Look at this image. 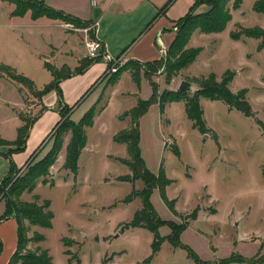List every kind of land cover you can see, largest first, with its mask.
Masks as SVG:
<instances>
[{
  "label": "rangeland",
  "instance_id": "rangeland-1",
  "mask_svg": "<svg viewBox=\"0 0 264 264\" xmlns=\"http://www.w3.org/2000/svg\"><path fill=\"white\" fill-rule=\"evenodd\" d=\"M3 1L0 0V75H7L4 65H10L18 73L33 78L38 86L53 81L51 71L42 60L59 69L62 61L71 59L65 53L70 40H67L68 44L65 42L64 29L59 26L50 28L47 24L33 26L26 17L13 16L16 6L13 0ZM77 1L62 0V4L68 8H82ZM192 2L172 0L173 6L167 13L173 18L178 17ZM243 2L240 10L232 7V0L228 2L233 18L220 33L205 39L198 38V32H201L198 28L190 33L184 49L199 48L200 51L189 64L173 72L165 70L164 66L153 72L151 78L157 82L159 93L179 89L182 80L189 81L191 89L184 92L185 96L177 100L179 102L165 105L163 110L157 103L150 104L138 126L141 156L152 172L158 173L162 166L167 177L172 179L165 186L166 195L176 202L178 214H174L163 200L158 186L152 191L151 202L161 218L174 219L178 223L185 221L186 214L197 207V218L181 231L180 238L210 264H220V260L231 253L243 254L247 258L253 256L256 261L230 264H264V14L254 9V0ZM89 6V0H85L83 7L87 16L84 17H88ZM208 6H200L197 12ZM9 7L13 9L12 15ZM177 25L179 23L174 21L173 35ZM86 27L89 39L93 38L90 31L94 25ZM74 30L79 44L83 45L79 53H86L90 58L87 39H81V30ZM231 31L240 35L232 37ZM246 31L252 34L249 36ZM56 48L63 54H56ZM180 54L177 53L175 58ZM109 62L101 79H106V83L120 66L132 64L120 57ZM67 72L66 67L61 70L62 74ZM212 74L217 81L225 75L232 76L229 88L234 93L244 89L254 113L246 116L239 109L230 108L224 100L200 96L207 125V132L201 133L187 117L185 102ZM121 82L127 93L113 99L112 109L129 110L136 99L130 90L137 81L126 73ZM20 86L22 108L19 112L28 117L35 116L45 106L43 100L36 96L34 86L27 83ZM2 88L6 95L12 90L0 83V90ZM151 88L145 80L142 96L148 97ZM106 94L100 96L96 108L106 101ZM3 111L0 107L1 136L9 139L15 122L5 120ZM112 112L101 113L92 126L86 127L89 149L82 150L79 157V176L65 166L66 160L57 170L52 165L38 181L37 184L41 185L36 190H33L35 186L23 192L14 208L8 210L11 217L26 227V237L45 236L43 241L30 240L23 252L47 249L52 257L51 264H196L185 248L174 247L168 240L162 243L150 262L143 261L152 252L153 233L140 226H127L135 210L142 207L141 197L123 201L133 189H141L143 181L118 178L120 175L129 176L131 172L119 157H129L125 144L114 141L115 134L126 126L129 128L131 115L121 118L124 112ZM81 116L73 115V119L79 120ZM70 133L67 132L63 140ZM51 135L47 134L43 142L50 140L52 144ZM61 145L63 147V141ZM176 148L180 150L179 156L173 151ZM26 166L19 167L16 174L26 173ZM47 201L50 204L45 210L53 213L51 227H41L24 218V211L43 207ZM0 205L5 211L3 200ZM169 231L168 224L159 228L162 235ZM5 248L2 257H6L10 247L5 244Z\"/></svg>",
  "mask_w": 264,
  "mask_h": 264
},
{
  "label": "trees",
  "instance_id": "trees-1",
  "mask_svg": "<svg viewBox=\"0 0 264 264\" xmlns=\"http://www.w3.org/2000/svg\"><path fill=\"white\" fill-rule=\"evenodd\" d=\"M16 4L14 8V15L22 16L27 11H31L33 19L39 16H47L49 18L60 19L66 23H72L77 28H83L89 26L92 22L87 19H80L70 12H65L62 9L51 7L44 0H13ZM172 0H168L161 7V11L165 12L168 8L169 3ZM230 0H193L189 6L188 11L176 18L175 20L179 23L177 25V30L175 31V36L170 42L169 47L166 49L165 57L161 56L159 59L152 61H136L130 60L129 64L135 69L133 71V76L136 81L139 82V70H143L144 74L147 76L148 81L152 85V93L149 98L139 99L137 104L131 107L130 110L125 111L120 115L121 118H125L131 115V120L129 128L119 131L114 136V141H119L126 143L128 150V158H120V160L125 163L131 172V175H120L118 178L125 179L130 182L136 179H141L143 181V186L141 189H133V191L124 197L123 201H131L135 196L141 197L142 207L135 210L132 220L127 223V226H140L146 228L149 232L153 233V238L151 241L152 252L143 261L148 263L151 261L154 254H156L161 248L162 243L168 240L174 247H183L186 249L188 256L196 264H210L206 260L199 257L195 251L184 243L181 238V231L188 226L191 220L197 218V207L190 213L186 214V220L180 223L176 222L174 219H163L160 217L156 211L154 204L150 200V196L155 186L160 188V193L163 200L168 204L169 208L174 214H178L174 199L168 198L166 195V185L172 182V179L168 178L162 166L160 167L158 173L152 172L147 168L144 158L141 156L140 148V129L139 120L148 106L153 102H158L160 109L163 110L165 105L169 102H173L182 99L185 96L186 91L176 89V90H163L160 93L157 89V82L151 78L153 72H155L161 66H164L165 70L173 72L184 65L189 64L200 51L199 48L196 50H185L184 47L188 43L191 32L198 28L201 32H220L223 30L227 23L232 19V15L228 6ZM254 9L258 12H264V0H255ZM232 7H240L242 0H232ZM204 4H209L208 8L204 11L197 12V9ZM232 37H238L239 33L230 32ZM91 37H94L93 30L90 31ZM247 35H251L252 32L246 31ZM177 53H181L178 58H175ZM103 57V53L98 56L88 58L84 56L75 67L73 71L68 69L66 74H62L61 70L64 68L51 67L47 62L44 65L49 69L54 77V80L47 83L43 88L36 91V96L41 97L47 91L56 88L58 94V112L61 115L60 119L56 122L53 127L52 146L41 156L40 159L36 160V156H33L26 163L27 171L24 174L17 175L19 167L16 165L11 157V153L14 151L23 150L26 146V140L30 133V128L33 123L38 119L40 113L46 109V106L40 109V111L32 117H28L20 112V116L23 120V124L18 128V136L13 141H6L0 135V143L11 144V147L7 152L3 153L5 157L10 161L9 172L0 178V201H4L5 211H3L0 219L3 217L10 216L8 210L14 208L18 198L25 191L32 190L42 178L45 176L49 168L56 162L57 155L62 147L63 137L67 132H71V137L67 143V153H66V164L65 166L69 168L74 174L78 170V157L82 149L86 146L87 134L86 126H90L94 122V117L97 111H100L103 106L96 108V103L90 106L85 114L79 119L74 120L72 118L71 110L74 105H68L63 99L62 90L58 84L59 80L64 77H69L72 72L80 73L83 72L85 67L93 62L99 61ZM173 60H172V59ZM84 63L82 65L81 63ZM110 65V62L108 63ZM81 67V68H80ZM129 67V66H128ZM5 72L14 80L21 84L27 83L33 85L32 80L25 74L18 73L10 65H4ZM127 68V64L120 66L112 75L109 76L107 81L108 84H115L119 75L123 70ZM232 76L225 75L221 78V81H217L215 76L209 75L205 81H202L201 89L196 90L191 97H187L185 102V110L187 117L192 121V125L196 127L201 133L207 132V125L205 123L203 114L204 110L200 106L199 98L200 96L209 97L214 100H224L230 108L239 109L246 116H253L254 111L252 110L250 104L247 101L246 93L244 89H240L237 93H234L229 88L228 84L232 80ZM34 90H36L34 88ZM174 153L179 156L180 150L176 148L173 150ZM44 180V179H43ZM46 180V179H45ZM53 183V182H52ZM50 201L43 204V207H36L32 210L24 211V218H27L32 224H37L41 227H51L53 213L51 210H45L49 207ZM18 222L17 227V244L14 253L11 255L9 260L5 264H51V255L47 249L40 252H23V249L27 246L30 240L43 241L45 236L42 234H35L32 237H26V227ZM168 224L170 231L168 234L162 235L159 233V228L162 225ZM2 248V241L0 239V250ZM256 258L253 256L246 257L243 254L231 253L227 257L222 258L220 264H229L232 262H246L255 263Z\"/></svg>",
  "mask_w": 264,
  "mask_h": 264
},
{
  "label": "crops",
  "instance_id": "crops-1",
  "mask_svg": "<svg viewBox=\"0 0 264 264\" xmlns=\"http://www.w3.org/2000/svg\"><path fill=\"white\" fill-rule=\"evenodd\" d=\"M44 1H46V3L51 7L53 6L55 8L62 9L66 12L68 11L82 20L87 19L91 21L92 22L91 24L94 25L93 27L94 37L96 40L102 43L103 51L107 54V56H103L102 58H100L99 61L93 62L90 65L86 66L83 72L75 73V74L72 72V74L69 75V77H64L59 80L58 84L60 85V88L62 90L63 99L65 103H67L69 106L74 105L70 113L72 115V118H74L73 115L76 114L84 115L86 110L90 106H92L95 103L96 104L99 103L100 96L104 93H107L106 94L107 99L101 105L103 106L101 110L97 111V114L94 117V122L97 116H99L101 113H107L110 112L111 110L113 111L112 113L128 111L125 109L124 110L117 109L118 107L112 109L113 108L112 103L115 97L121 98L123 94L127 93L123 91V87L121 86L122 76L127 73V75L129 74L135 80L133 76V71L135 68L133 66H129L125 70H123L119 75L118 79L115 81V84L108 85V83L104 81L106 79L103 80L104 82L101 81L102 75H104L109 68L108 60L110 58L112 59L114 57H120L122 60H128V61L136 60V61L145 62V61H152L155 59H159L163 55L162 51L160 50L158 39L160 38L163 41L165 47L171 42V40L174 37L173 35L174 32L173 30H171L172 29L171 27H173L174 21H176L175 19L179 17L178 16L173 18L170 15H168L167 12H169V9L173 6L171 2L169 3V6L170 5L171 6L170 7L168 6L169 8H167L165 12H163L160 9L165 3L164 2L165 0H89L90 2L89 7L91 8L88 11V17H84L87 16L85 15L86 10L83 7L85 0L77 1L78 3H81L82 8L65 7L62 4V0H56V1L44 0ZM243 1L244 0H242V2ZM202 6L204 5H201V7ZM241 8L242 5L239 7V10ZM9 9L11 14L13 9L10 7ZM259 13L264 14L262 12ZM13 16L21 17V18L26 17L30 22V24H32L33 26H36L37 24H47V26L50 28L59 26L64 29L65 32H62V35H65L64 36L66 38L65 42L68 44L67 40H70L68 44L69 46L66 49L68 51H66L65 53L69 55L71 59H69V61H62V63L60 64L61 65L60 68L66 67L68 69L70 68L71 71H73L75 67L79 64L80 60L84 58V56H87L86 53L84 54L79 53L81 49H83V45L79 44L77 38L78 34L74 30V29H78V31L81 30L83 32L81 33V37H83L81 39L86 40L89 39L87 27L73 28L69 25L72 23L69 22L66 23L60 19H55V18L51 19L44 15L39 16L36 19H33L30 10L27 11L22 16H17V15H13ZM232 18H233V14H232ZM215 33H220V32H209V33L198 32L199 37L198 36L197 37L205 39L211 36V34H215ZM55 50H56V54L58 53H60L61 55L63 54L61 53V50H59V48H56ZM42 64L44 65L43 60H42ZM138 74H139L138 79H140L142 82L140 84V81L139 82L137 81L136 85H134L135 87H132V90H130L131 94H133L136 97L132 107L137 104L139 99L149 98L150 94L152 93V88H151L150 94L147 95L148 97L145 98V96H142L141 94L142 88L145 84V80L148 81V78L144 74V71L139 70ZM29 78L32 80L34 88L36 90L43 88L47 84L46 83L45 85L38 86L36 85L33 78L31 77ZM148 82L150 83V81ZM0 83H2V85H7V88L12 89L11 92L7 94L8 96L4 91L5 89L2 88L0 90V102H2L3 105L2 106L0 104L1 105L0 107L2 110L3 109L5 110V112L3 111L6 114L5 120H12L15 122L13 135L9 139L5 138L4 136H1L4 140L10 142L17 138L19 132L18 128L23 124V120L19 115L20 114L19 108H22L20 102L21 84L17 83V81L11 78L9 75H4V76L0 75ZM57 96L58 94L56 88L47 91L41 96V100H43V104L46 106V109L43 110L42 113H40V116L30 128L31 131L26 140V144H25L26 147L23 150L14 151L11 153V157L13 161H15L18 167H22L26 165L28 160L35 155H37L36 158L41 157V155L44 154L52 146L50 140H46L45 142H43V139L46 137L47 134L52 133L53 127L55 126L56 122L60 119L61 116L58 112L59 101L57 99L58 98ZM176 101L170 102L166 105L176 103ZM155 103L159 104L158 102H153L151 103V106L152 104ZM0 135H2L1 131H0ZM67 136L65 137V140H63L64 145L59 151V154L56 158L57 161L53 164V166L55 165L54 168H56V170L59 167H61L65 162V156L67 153V145H68L67 143L69 142L71 133L68 134ZM123 144H125L127 148L126 143ZM10 147L11 144L0 143V178L6 175L10 170V161L3 154L7 152ZM87 149H89V146H87L86 144V146L82 150H87ZM79 157H78V162L80 160ZM119 157L127 158L123 156H119ZM76 174H77L76 176H79L78 172ZM40 185L41 183L37 184L33 190H36V188L39 187ZM3 211L4 210L0 205V216L2 215ZM17 227H18V222H16V219L14 217L8 216L0 219V239L2 241V248L0 250V257L2 258V260H0V264H5L9 260L11 255L14 253L17 244ZM5 244L10 248L7 252L6 257H2L3 250L7 249L5 248Z\"/></svg>",
  "mask_w": 264,
  "mask_h": 264
},
{
  "label": "built area",
  "instance_id": "built-area-1",
  "mask_svg": "<svg viewBox=\"0 0 264 264\" xmlns=\"http://www.w3.org/2000/svg\"><path fill=\"white\" fill-rule=\"evenodd\" d=\"M71 27L75 28L73 24H70ZM176 27V26H175ZM158 43L160 45V50L162 51V54L166 53V47L163 41L159 38ZM86 46H87V53L91 56H98L100 53H103V56H107V54L103 51V45L100 41L90 38L86 40ZM109 58V57H108ZM111 58L108 60L110 61ZM115 70V68H114Z\"/></svg>",
  "mask_w": 264,
  "mask_h": 264
},
{
  "label": "water",
  "instance_id": "water-1",
  "mask_svg": "<svg viewBox=\"0 0 264 264\" xmlns=\"http://www.w3.org/2000/svg\"><path fill=\"white\" fill-rule=\"evenodd\" d=\"M178 88L180 90H184V91H187L189 89H191V83L187 80H182L178 86Z\"/></svg>",
  "mask_w": 264,
  "mask_h": 264
}]
</instances>
